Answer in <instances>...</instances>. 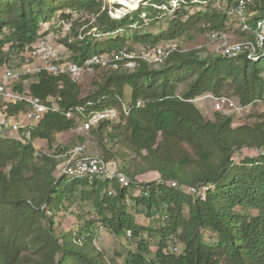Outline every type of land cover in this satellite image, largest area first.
<instances>
[{
	"label": "trees",
	"instance_id": "trees-1",
	"mask_svg": "<svg viewBox=\"0 0 264 264\" xmlns=\"http://www.w3.org/2000/svg\"><path fill=\"white\" fill-rule=\"evenodd\" d=\"M144 1L114 17L109 11L119 4L110 8L103 0H0V67L13 53L22 57L37 37L47 34L49 25L42 26L55 16L69 22L70 32L61 42L70 59L80 63L96 52L124 47L133 51L125 35L131 28L132 41L152 44L146 48L161 39L191 37L193 28L202 33L233 30L251 38L255 19L264 14V0H254L246 21L249 30L239 23L235 30L234 0ZM203 3L202 10L186 9ZM165 9L172 11L165 30L138 33L132 27L144 24L143 15L158 20ZM73 12L79 16L73 18ZM202 52L178 47L153 63L138 59L130 69H103L89 85L74 83L68 75L35 73L29 93L48 110L35 124L19 129L21 138L0 136V264H264V111L255 109L256 100L264 99V56L250 60L244 53ZM29 78L23 75L14 88L21 91L22 80ZM125 86L131 89L129 96ZM207 92L252 105L255 121L233 126L232 116L223 111L206 118L193 100ZM121 101L131 107L127 115ZM137 101L143 105L136 106ZM81 106L85 112L120 109L117 120L101 121L87 134L96 139L107 163L115 155L108 142L123 148L117 170L127 176V185L116 178L54 174L69 150L68 144L57 141V134L74 127V118L66 112ZM27 109L28 103L20 100L5 103L3 112L10 116ZM35 138L46 140L49 152L37 150ZM244 149L257 153L239 158ZM149 171L159 177L145 182L136 178ZM167 181L206 188L203 194L191 195ZM127 197L136 212L159 224L136 223L126 209ZM73 204L82 221L73 231H57L55 211ZM87 206L93 208L90 218L84 215ZM97 223L134 243L121 263L119 253L108 257L95 245ZM205 232L215 237L213 242L204 240ZM151 238H157L155 250Z\"/></svg>",
	"mask_w": 264,
	"mask_h": 264
},
{
	"label": "built area",
	"instance_id": "built-area-1",
	"mask_svg": "<svg viewBox=\"0 0 264 264\" xmlns=\"http://www.w3.org/2000/svg\"><path fill=\"white\" fill-rule=\"evenodd\" d=\"M254 0H234L231 12L242 24V29L249 30L246 21L248 20L251 9L250 5ZM176 1H174V5ZM165 8V6H163ZM109 13L113 16L112 11ZM251 38L240 36L233 38V31L230 30H213L207 29L203 32L208 44L213 46V53L221 56H237L244 53L250 60H258L264 56V14L255 19V25ZM48 34V33H47ZM47 34L40 35L36 40L25 49L22 53L25 61L21 65L19 71H13L5 65L1 66L0 72V103L2 109L5 103H15L24 100L28 103V109L22 112L20 119L10 120L8 115L4 114L0 119V131L3 128H10L19 131L26 125H33L40 120L48 107L43 104L39 98L33 97L29 93L28 85H25L21 91L14 88V85L21 81L23 75L35 74L41 70L51 75H68L72 82L81 83L88 77H92L97 69H116L120 66L124 68H133L138 59L153 63L165 58L170 52L178 47L174 44L159 45L152 48H146L140 53H136L127 48L117 51H102L91 54L82 62L78 63L70 58L63 56V51L67 47L62 42H57ZM209 98L216 111L231 113V111L240 112L244 108L250 106H241L233 98L225 95L213 96L210 93H204L196 97L194 100H203ZM259 105H264V99L256 100ZM143 102L137 101L136 106H142ZM130 106L121 101V111L127 115ZM52 109L57 110V105L52 104ZM120 109L118 107H104L101 110L85 112L84 107H75L66 112V116L74 118L75 125L70 131L79 134L87 133L91 128L97 126L101 121H114L120 117ZM85 142L75 145L65 154L63 162L56 167L57 172L60 169V175L68 177H102L116 178L121 186L128 184V178L122 172L111 169L99 154L84 155ZM241 151V150H239ZM59 175V176H60ZM172 187H179L182 191L191 195L203 194L206 186L194 187L180 185L175 181H167ZM112 190L108 191L111 194ZM130 235L129 231L127 232ZM179 244L172 247L173 251H177Z\"/></svg>",
	"mask_w": 264,
	"mask_h": 264
},
{
	"label": "rangeland",
	"instance_id": "rangeland-1",
	"mask_svg": "<svg viewBox=\"0 0 264 264\" xmlns=\"http://www.w3.org/2000/svg\"><path fill=\"white\" fill-rule=\"evenodd\" d=\"M105 3L109 5L110 8L113 7L114 4H119V6L112 8V14L114 17H119L123 15L126 12L132 11L136 9L140 4H145L144 0H136V1H130V0H103ZM217 6V3L215 4ZM224 3L222 4V7H224ZM204 7V3L201 5H194V6H188L186 9L190 13H193L197 10H202ZM164 9V7L162 6ZM165 9V12L162 13L158 20L150 21L147 16L143 15L144 24L142 25H133L134 29L138 33H151V34H157L163 30H165L168 26V21L171 17L172 11H168ZM78 13L73 12V18H76ZM239 23V20L235 18L233 22L231 23L232 28L231 29H237V25ZM49 25V27H48ZM46 27L49 28L48 36L52 39H56L57 42H61V39L70 32L69 30V22H67L65 19L62 20L58 16H55L53 19H51L48 23L42 26V29H45ZM82 29V27L80 28ZM132 29V28H131ZM129 29L125 32V35H127L129 38L126 42V46L130 47L135 51L136 53L142 52L144 49H146V46L152 45V44H143L141 42H134L130 38V35L132 33V30ZM94 30V29H93ZM233 31V30H230ZM68 35V34H67ZM189 36L181 35L175 39H169L164 40L161 39L159 42H157L156 46L159 45H168L171 43H174L177 47L181 49H190V48H201L203 55L213 53V46L211 44H208L206 41V38L204 37V34L202 32L197 31L196 29H191L189 31ZM101 38V37H98ZM233 38H240V35L235 33L233 31ZM62 43V42H61ZM126 48V47H124ZM63 56L66 58H70V52L67 50L63 51ZM23 56L21 57V54H12L10 60L5 64L6 67L10 68L13 71H19L21 69V65L23 62ZM103 69H97L96 72L92 77H88L86 80H84L83 83H86L89 85V83L101 72ZM31 75V78L27 79L25 81V85L27 86L28 83L35 78V74H29ZM1 102V101H0ZM194 104L199 108V110L202 112V114L208 118V119H214V115L216 110L213 107V103L209 98L203 99V100H193ZM1 107V103H0ZM255 109L259 112L264 111V105H255ZM252 105L244 108L240 112L231 111L230 115L233 118V126H237L239 124H242L244 122L252 123L255 121V117L252 116ZM21 133V132H20ZM84 136V140L80 141L77 139V136ZM58 140L60 142H66V144L69 145V149L73 148L75 145L79 143L85 142V149H84V155H91V154H100V150L98 149L96 139L93 136H88L87 133L79 134L72 131H68L66 133L59 134ZM108 146L112 147V151L114 152V157L112 160L108 162V167L111 169H119L121 164V157H120V151L123 150L122 147L119 145H116L114 143H109ZM126 152V151H125ZM249 153V154H248ZM257 152L244 149L243 151H240L238 154V157L240 158L242 155H255ZM130 155V154H129ZM132 156L134 154H131ZM65 157H63V162ZM60 175V169L58 173H56V176ZM155 177H159V175L155 172H146L142 173L136 176V178L139 181H150L154 180ZM139 194V188L134 190V196ZM126 203V209L130 213H132L134 221L138 223L139 225H153L157 226L159 223H157L154 220H151L150 217H147L143 215L142 213H138L135 211V208H133V202L129 197L125 199ZM84 211L86 212L85 217H91V213L93 211V208L90 206L85 207ZM80 210L77 208V205L73 204L68 210L66 211H55L53 215V219L55 221V228L57 231L65 230V231H73L77 228L78 223H80L82 220H80L79 216ZM90 213V214H87ZM96 229V236H95V245L98 247V249L104 251L108 257L116 255V253H119V255L116 256L117 262L121 263L124 259V256L126 254V251L128 249H132L135 247L134 243L129 242V240L126 237H115L110 232L105 230L104 228L100 227V225L95 224ZM210 232L204 233V240L206 242H213L214 236ZM156 239L157 238H151V249H156Z\"/></svg>",
	"mask_w": 264,
	"mask_h": 264
},
{
	"label": "crops",
	"instance_id": "crops-1",
	"mask_svg": "<svg viewBox=\"0 0 264 264\" xmlns=\"http://www.w3.org/2000/svg\"><path fill=\"white\" fill-rule=\"evenodd\" d=\"M0 72H1V67H0ZM130 87L129 86H125L124 87V94L126 96H129L130 94ZM5 113L3 112V109L0 108V119L1 117L4 115ZM22 114V112H18L17 114H14V115H8V118L12 121L16 120L17 118L20 119V115ZM68 132V131H66ZM66 132H61L59 134H62V133H66ZM59 134H57V141L60 142L58 140V136ZM21 135L22 133H20V131H14L8 127L6 128H3L1 131H0V136H3V137H11V138H21ZM62 144H66V142H60ZM32 144L34 145V147L37 149V150H43V151H47L49 152L48 148H47V142L46 140L44 139H41V138H35L32 140ZM149 172H152V173H155V171H149ZM57 172V169L55 170L54 174L56 175ZM148 173V172H147ZM157 173V172H156ZM158 174V173H157ZM158 177H155L154 179H157Z\"/></svg>",
	"mask_w": 264,
	"mask_h": 264
},
{
	"label": "bare ground",
	"instance_id": "bare-ground-1",
	"mask_svg": "<svg viewBox=\"0 0 264 264\" xmlns=\"http://www.w3.org/2000/svg\"><path fill=\"white\" fill-rule=\"evenodd\" d=\"M118 1H120V0H118ZM130 1H132V2H133V1H136V0H130Z\"/></svg>",
	"mask_w": 264,
	"mask_h": 264
}]
</instances>
